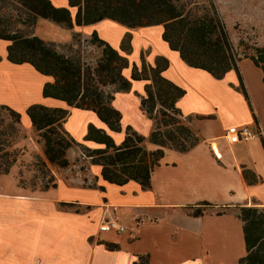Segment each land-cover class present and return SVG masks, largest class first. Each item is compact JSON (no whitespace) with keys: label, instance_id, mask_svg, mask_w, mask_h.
<instances>
[{"label":"crops","instance_id":"1","mask_svg":"<svg viewBox=\"0 0 264 264\" xmlns=\"http://www.w3.org/2000/svg\"><path fill=\"white\" fill-rule=\"evenodd\" d=\"M51 1L75 15L68 0ZM105 27L110 33L102 35ZM45 32L58 39L62 35L72 38L75 33L90 39L97 32L130 61L131 67L124 70L128 79L133 64L142 66V58L153 67L158 59H166L169 67L162 76L185 90L178 108L200 142L184 153L165 149L147 190L134 181L124 186L109 184L102 179L101 168L91 165L88 177L90 181L94 178V188L79 187L73 179L74 183L60 180L55 190L33 191L14 182L16 166L9 175L14 185L0 187V264H240L246 255L240 208L264 209V140L254 138L230 145L225 132L231 126L264 128L263 70L243 59L239 70L217 80L184 63L163 40L162 26L131 29L106 19L67 30L39 19L35 34L44 38ZM128 35L129 54L121 50ZM8 46L0 40V105L22 114L28 136L33 128L26 110L34 104L69 109L67 132L91 150L104 146L85 141L90 125L105 131L116 145L124 141L128 127L139 128L140 118L149 123L145 127L149 133L142 135L151 133L153 122L140 110L150 81H134L130 92L115 95L113 105L122 114V132L116 133L91 111L44 98L43 86L49 79L28 64L10 63ZM146 143L149 150L158 149ZM76 148L68 151L69 161L79 157ZM62 204L73 205L78 213L61 208ZM198 209L203 214L195 216ZM107 219L118 221L126 231L100 232Z\"/></svg>","mask_w":264,"mask_h":264},{"label":"trees","instance_id":"2","mask_svg":"<svg viewBox=\"0 0 264 264\" xmlns=\"http://www.w3.org/2000/svg\"><path fill=\"white\" fill-rule=\"evenodd\" d=\"M14 1L25 11V26L33 29L39 19L49 20L67 30L95 25L106 19L131 29L162 26L163 40L171 50L179 53L184 63L217 80L232 70H239L238 65L243 59H250L264 72V49L259 50L257 56L240 58L215 0L189 9L180 0H68L69 7L76 10L74 16L69 8H57L51 0ZM80 37L75 33L70 43L61 46L68 49L69 55L56 43L47 42L34 33L22 35L0 29V40L9 43L7 60L14 65L28 64L49 79L43 86L44 98L62 101L69 108L91 111L113 132H122V114L113 105L115 95L130 92L134 81H150L140 104V110L153 122L148 137L128 127L124 141L116 145L111 136L93 125L89 126L85 137V141L104 146L96 150L86 148L91 152L88 157L93 165L101 168L104 181L117 186L134 181L147 190L151 187L154 169L165 156V149L184 153L200 142L178 108V102L186 92L162 76L169 67L163 58L156 61L155 67L147 65L142 58V66L133 64L131 78H126L124 70L131 67L130 61L97 32L92 34L89 43L100 54L94 63L88 64L82 55ZM130 43L131 36L128 35L121 50L129 54ZM7 108L20 124L22 114ZM68 115V109L42 104L31 105L26 110L31 126L44 141L47 162L61 168L69 165L68 150L83 144L67 132ZM13 130L19 133V129ZM146 142L158 149L149 150ZM6 154L8 156L10 152ZM16 162V157L8 161L2 174H9ZM42 164L47 166L46 162ZM56 187L57 184L52 182L44 188ZM202 214L203 210L194 211L195 216ZM238 217L243 224L246 245V255L240 264H264V209L242 207Z\"/></svg>","mask_w":264,"mask_h":264},{"label":"rangeland","instance_id":"3","mask_svg":"<svg viewBox=\"0 0 264 264\" xmlns=\"http://www.w3.org/2000/svg\"><path fill=\"white\" fill-rule=\"evenodd\" d=\"M180 1L182 4H185V6H188L187 9H189L197 4H206L207 0ZM215 2L229 31L231 41L238 51L239 57L243 58L246 55L257 56L259 50L264 49V0H215ZM26 18L25 11H23L14 0H0V29H5L8 33L15 31L22 35L35 34V28L33 29L25 26ZM109 33L110 30L108 27L103 28L102 35ZM45 37H50V39L45 40ZM60 37L62 38H54L52 37V34L45 32L44 38H40L47 42H56V44L60 46L61 51L70 55L68 49L61 46H64L66 42H69L72 38L67 39L65 35ZM80 38L81 42H83L81 49L84 60L88 64L94 63L100 52L95 46H91L89 43L91 38L86 39L83 36ZM58 40L62 43L57 42ZM5 106L6 105H0V187L3 185V187L6 186L10 188L14 185L13 178L9 176L10 173H2H4V170L7 168L8 161L11 162L15 157L17 162L11 168L10 172L17 166L18 173L17 176L14 177V182H16L18 187L23 189L46 191L44 187L55 182L57 187L49 188L50 190H55L58 188L60 180L74 183L73 179L77 180L75 184L79 187H96L94 178L90 181L88 177V175L91 174L88 169L93 165V161L88 157L91 153L90 151L83 147L76 148L80 150V155L79 157L71 159V161L67 159L69 165L66 168H61L47 162L44 154V141L40 138L39 133H37L32 127L33 132L28 136L24 132L26 130L24 120L22 119L23 116L21 118V123L17 124L15 116L12 115L7 108L9 106ZM71 120L74 125V123H76V118L73 116ZM139 122V130L137 128L134 130H137L140 134L146 133L145 135H147L149 132H145V127H147L149 123L142 118H140ZM13 129H19V133H16ZM61 135H64L62 131ZM4 144L11 145L7 147ZM30 144L31 146H29ZM147 147L151 148L150 145ZM6 152H10V155L7 156ZM80 156L85 159L83 162L81 161ZM43 162H46V167L43 166ZM2 180L5 181L2 182ZM67 206L71 208H68ZM61 208L65 210L76 209L73 205L68 204H62ZM113 233V231L107 232V234Z\"/></svg>","mask_w":264,"mask_h":264},{"label":"built area","instance_id":"4","mask_svg":"<svg viewBox=\"0 0 264 264\" xmlns=\"http://www.w3.org/2000/svg\"><path fill=\"white\" fill-rule=\"evenodd\" d=\"M225 138L230 145L241 142H248L254 138L264 140V128L258 127L256 130L250 129L248 126H231L225 132ZM117 232L123 233L126 228L114 219H107L100 226V232Z\"/></svg>","mask_w":264,"mask_h":264}]
</instances>
